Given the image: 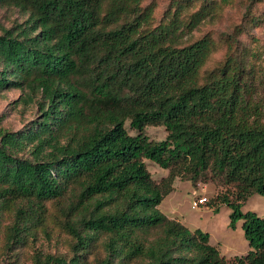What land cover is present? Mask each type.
Instances as JSON below:
<instances>
[{"label": "trees", "instance_id": "1", "mask_svg": "<svg viewBox=\"0 0 264 264\" xmlns=\"http://www.w3.org/2000/svg\"><path fill=\"white\" fill-rule=\"evenodd\" d=\"M141 2L0 0L28 13L0 33V89L18 87L20 99L37 96L39 107L24 128L0 126V205L26 201L16 206L8 237L20 240L43 200L74 185L63 221L75 238L73 255L40 264H81L100 233L108 238L96 264L139 256L148 264H264V215L241 209L247 195L264 194V110L236 71L199 81L212 42L203 35L184 43L183 34L210 13L211 1L184 21L177 7L147 29L150 10ZM146 125H163L165 137L151 139ZM146 158L168 169L162 181L151 177ZM207 172L236 186L233 199L220 200L231 209L230 226L242 219L250 248L231 261L207 231L158 207L175 176L195 182Z\"/></svg>", "mask_w": 264, "mask_h": 264}, {"label": "rangeland", "instance_id": "2", "mask_svg": "<svg viewBox=\"0 0 264 264\" xmlns=\"http://www.w3.org/2000/svg\"><path fill=\"white\" fill-rule=\"evenodd\" d=\"M208 1L212 2L210 13L195 28L183 34L184 43L203 35L212 42L210 53L199 69V81L211 74L218 75L223 68L229 73L236 71L247 96L251 95L264 110V0H142L141 6L150 10L142 27L151 28L167 20L177 7H180L179 18L187 20L193 11ZM27 16L28 13L16 5L0 3V33L4 28L24 21ZM23 94L18 87L0 89V126L4 129L13 131L24 128L39 117L37 96L23 101L20 99ZM125 126L130 133L135 132L128 120ZM145 132L155 140L163 139L166 135L163 125H146ZM22 153L28 155L26 149ZM145 163L156 182L167 176V168L147 158ZM169 180H163L164 185H169ZM76 191L77 187L70 185L62 196L43 200L39 216L29 221L20 240L10 239L8 231L16 219V206H25L26 201L0 205V264H40L49 255L62 256L67 260L71 258L75 238L63 221L71 217L68 208L75 200ZM235 195L236 186L233 183H225L221 177L210 172L200 175L195 182L177 175L158 207L169 218L178 220L191 230L199 227L207 231L208 241L217 247L219 256L231 261L235 255H243L250 248L243 233L242 219L230 226L231 209L220 200L222 196L233 199ZM195 196H206L207 200L192 207ZM241 209H251L263 216L264 194L247 195L241 199ZM159 233L160 229L157 228L149 236L154 237ZM107 238V233H100L81 254L80 263L96 264L102 259L105 256L103 243ZM124 263L148 264L147 258L140 256Z\"/></svg>", "mask_w": 264, "mask_h": 264}, {"label": "built area", "instance_id": "3", "mask_svg": "<svg viewBox=\"0 0 264 264\" xmlns=\"http://www.w3.org/2000/svg\"><path fill=\"white\" fill-rule=\"evenodd\" d=\"M206 200H207L206 196H198V197L195 196L192 199L191 205H192V207H197L200 204L204 203Z\"/></svg>", "mask_w": 264, "mask_h": 264}]
</instances>
